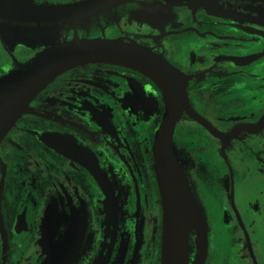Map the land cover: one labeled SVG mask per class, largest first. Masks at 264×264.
<instances>
[{"label":"flooded vegetation","instance_id":"obj_1","mask_svg":"<svg viewBox=\"0 0 264 264\" xmlns=\"http://www.w3.org/2000/svg\"><path fill=\"white\" fill-rule=\"evenodd\" d=\"M92 31L147 48L186 79L203 123L182 112L172 144L203 222L202 264H264V0H124L76 20L0 18V79L74 36L100 39ZM27 108L0 140V264H160L156 84L91 63L56 76ZM187 243L194 264L195 230Z\"/></svg>","mask_w":264,"mask_h":264},{"label":"water","instance_id":"obj_2","mask_svg":"<svg viewBox=\"0 0 264 264\" xmlns=\"http://www.w3.org/2000/svg\"><path fill=\"white\" fill-rule=\"evenodd\" d=\"M31 0H0V18L25 21H68L98 14L124 0H89L72 5H34ZM128 67L156 84L165 100V112L153 141V165L160 189L163 214V245L160 264H187V232L197 235L194 264H202L205 235L197 204L181 170L172 144L174 124L182 112L203 123L188 108L186 79L162 57L131 41L73 39L37 54L28 63L0 79V140L27 112L30 101L56 76L87 64ZM62 249H59V254ZM54 254L52 261H59ZM48 264H55L49 262Z\"/></svg>","mask_w":264,"mask_h":264},{"label":"rangeland","instance_id":"obj_3","mask_svg":"<svg viewBox=\"0 0 264 264\" xmlns=\"http://www.w3.org/2000/svg\"><path fill=\"white\" fill-rule=\"evenodd\" d=\"M87 35H90V36H97V37H99L100 39H104V36L100 33V31H92L91 33H89V34H87ZM51 246H52V244H51ZM62 246H61V244H58V245H54L53 244V249H54V251H57V250H59L60 248H61Z\"/></svg>","mask_w":264,"mask_h":264}]
</instances>
